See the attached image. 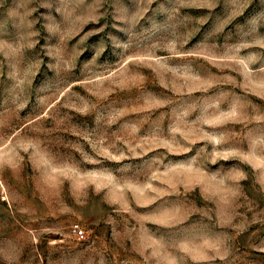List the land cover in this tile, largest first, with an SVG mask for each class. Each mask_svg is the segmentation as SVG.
I'll list each match as a JSON object with an SVG mask.
<instances>
[{"label": "rangeland", "instance_id": "374dc122", "mask_svg": "<svg viewBox=\"0 0 264 264\" xmlns=\"http://www.w3.org/2000/svg\"><path fill=\"white\" fill-rule=\"evenodd\" d=\"M0 264H264V0H0Z\"/></svg>", "mask_w": 264, "mask_h": 264}, {"label": "built area", "instance_id": "2783aa9c", "mask_svg": "<svg viewBox=\"0 0 264 264\" xmlns=\"http://www.w3.org/2000/svg\"><path fill=\"white\" fill-rule=\"evenodd\" d=\"M75 233L78 235V237L82 238L83 237V232L79 230L78 228H75Z\"/></svg>", "mask_w": 264, "mask_h": 264}]
</instances>
